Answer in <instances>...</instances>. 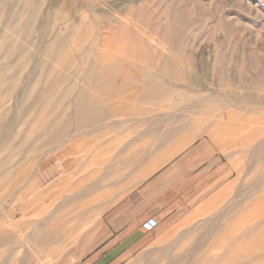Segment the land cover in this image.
Wrapping results in <instances>:
<instances>
[{"label":"rangeland","instance_id":"obj_1","mask_svg":"<svg viewBox=\"0 0 264 264\" xmlns=\"http://www.w3.org/2000/svg\"><path fill=\"white\" fill-rule=\"evenodd\" d=\"M42 3L40 45L7 70L5 124L36 138L42 114H18L20 91L54 80L69 114L84 91L114 115L52 151L9 149L0 264H264V0ZM169 58L192 79L155 75ZM91 64L108 91L85 82Z\"/></svg>","mask_w":264,"mask_h":264},{"label":"bare ground","instance_id":"obj_2","mask_svg":"<svg viewBox=\"0 0 264 264\" xmlns=\"http://www.w3.org/2000/svg\"><path fill=\"white\" fill-rule=\"evenodd\" d=\"M42 2L43 0H0V23L2 24V29L0 30V60H3V63H0V129H2L0 134L1 138L5 142L7 141L5 144H0V154L5 157L0 162V174H4V177L10 175L9 168L13 163L14 154L9 153V149L13 145L18 146L19 151H27L29 153H34L36 150L52 151L64 145V142L68 141L73 133H76V135L93 133L102 126L108 125L107 120L114 115L106 111L107 106L102 100L98 99L94 94L84 91H81L70 105V111L72 112L69 114L65 106L57 102L55 98L57 97L56 89L59 82L54 80L44 90L40 88L39 83H34V85L20 91L17 101V104L20 105L18 114L21 116L42 114V119L40 120L42 131L36 138L33 140H21L14 134L13 124H5V116L9 113L6 97L11 96L17 90V81H15L17 75H10L7 70L8 68L14 69L24 66L25 59L29 56L25 45H40L39 41H35L32 38V34L37 33L36 35H38L40 30V14L44 10ZM7 28L17 35L19 42L15 43L7 35ZM55 49L56 44H50L45 50L49 53V57L53 58L52 52ZM105 75V71L94 64L89 65L83 73L85 82L91 84L97 91H108L103 88L105 82L102 78ZM107 75L111 77L116 74L111 71ZM155 75L169 77V80H173L177 76L179 79H192L191 74L186 73L180 64L172 62L170 58L169 67L157 68ZM127 83V81L120 82V84ZM155 92V89H145L143 91L145 95ZM225 94L228 98L233 99L235 103H240L242 100L236 90H231ZM57 109L61 110L60 114L53 116V112ZM152 119L149 117L146 120L149 126L155 123ZM160 121L162 120L160 119ZM149 130L151 131V128ZM263 150L264 144L256 147L253 157L261 158ZM208 226L209 224H206L205 227ZM48 262L49 259L43 264Z\"/></svg>","mask_w":264,"mask_h":264},{"label":"crops","instance_id":"obj_3","mask_svg":"<svg viewBox=\"0 0 264 264\" xmlns=\"http://www.w3.org/2000/svg\"><path fill=\"white\" fill-rule=\"evenodd\" d=\"M171 210H172V208H171V206L169 205V217L171 216ZM172 221H173V219L171 218H169V225L172 223Z\"/></svg>","mask_w":264,"mask_h":264}]
</instances>
